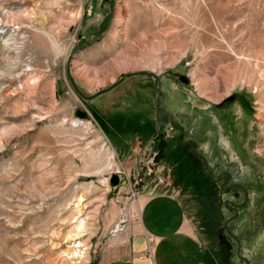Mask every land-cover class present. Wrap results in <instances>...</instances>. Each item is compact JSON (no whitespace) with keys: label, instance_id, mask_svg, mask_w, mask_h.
Returning <instances> with one entry per match:
<instances>
[{"label":"rangeland","instance_id":"obj_1","mask_svg":"<svg viewBox=\"0 0 264 264\" xmlns=\"http://www.w3.org/2000/svg\"><path fill=\"white\" fill-rule=\"evenodd\" d=\"M67 69L85 95L161 74V109L251 203L236 215L239 190L160 127L147 77L88 100ZM168 187L207 264H264V0H0V264H113L141 194Z\"/></svg>","mask_w":264,"mask_h":264},{"label":"crops","instance_id":"obj_2","mask_svg":"<svg viewBox=\"0 0 264 264\" xmlns=\"http://www.w3.org/2000/svg\"><path fill=\"white\" fill-rule=\"evenodd\" d=\"M204 139L207 137L199 142L203 144ZM197 232L189 203L179 189L143 192L139 220L126 238L123 254L113 264H207L206 244ZM148 235L155 239L151 255L147 254Z\"/></svg>","mask_w":264,"mask_h":264},{"label":"flooded vegetation","instance_id":"obj_3","mask_svg":"<svg viewBox=\"0 0 264 264\" xmlns=\"http://www.w3.org/2000/svg\"><path fill=\"white\" fill-rule=\"evenodd\" d=\"M143 76L148 78L149 85L152 87L151 89L155 93L154 97L156 100L154 99V102H155L154 107H155L156 122L160 125V127H162V124L165 121H168L170 124L169 126L171 128H173V130H174V134H173L174 137L179 138V139H183L184 141H182V143L188 142L186 145H182V146H184V147L190 146L192 149V145H191L190 141L191 140L195 141L198 138L205 137L207 132L204 130L197 131L198 127L193 126L194 124L193 125L192 124L185 125V124H182L180 122H175V119H177V117L175 115L171 114L166 109H164V110L161 109L162 108V106H161V90H162V97H163L164 92H165L163 89H161V74L157 75L155 73L149 72V74H143ZM204 106L200 105L198 107L203 108ZM210 106H212V105H210ZM214 108L217 110L216 107H214ZM196 114L197 113H195L194 115L196 116ZM181 115L185 116V118H189L188 113H183ZM161 131H162V129H161ZM199 153L201 154V152H199ZM207 162L209 163L208 160H207ZM204 165H205V163H204ZM220 167H221L220 169H222L220 174H218L216 176L215 172L211 170L213 172V175H211V174H209V175L211 176L212 180H214L216 183L222 181V189L223 190H225V191H230L232 189L239 190V191H234L233 193L242 195L243 199L240 202H234L231 199L227 200L225 202L227 206H229L235 213H237V208H238V210L241 208H246L251 203V193L249 192V189H247L242 182L235 180L233 178L234 174L231 171L232 168L229 165L228 166H220ZM228 174H229V178H228ZM222 178H224V179H222ZM246 190H247V193H246ZM235 204H240L241 206L240 207L235 206ZM238 214H239V212H238ZM241 257H245V256H241ZM242 260L246 263V261L243 258H242Z\"/></svg>","mask_w":264,"mask_h":264},{"label":"water","instance_id":"obj_4","mask_svg":"<svg viewBox=\"0 0 264 264\" xmlns=\"http://www.w3.org/2000/svg\"><path fill=\"white\" fill-rule=\"evenodd\" d=\"M106 26H107V21H106ZM106 26H104V27H106ZM101 30L104 31V28L101 29ZM101 30H100V31H101ZM99 34H100V32H98L97 37H99ZM67 74H68V78H69L70 82H72V84H73L75 90H76V91H77V92H78L83 98L90 100V99H93V98H95L96 96H98V95H100V94H102V93H105V92H107V91L113 89L114 87H116L117 85H119L122 81H124V80H125L127 77H129V76L140 75V74H142V75H143V74H149V72H146V71H135V72L127 73V74H125L120 80H118L116 83H114V84H112L111 86H108V87H106V88H104V89H102V90H100V91H98V92H96L95 94H92V95H85V94H84V93L78 88L77 84L75 83L74 78L72 77V75H70L68 69H67ZM161 97H162V90H161ZM177 140H178V143L181 144V145H186V144L188 143V142H187V143H182V142H180L179 138H177ZM190 143H191V145H192V152H193L194 154L199 155V156L202 157V159L204 160V163H205L204 171H205L206 173H208V174L213 175V172H212V171L209 172V171L207 170V157H206L205 155H203V154H200V153L195 149V141H194V140H191ZM228 178H229V174H228ZM112 183L115 184V185L119 183V177H118L117 175H114V176L112 177ZM246 193H247V190H246ZM235 206H239V207H240L241 205H240V204H235ZM236 215H238V211H237ZM226 227H227V224H226ZM228 231H229V230H228ZM229 232H230V231H229ZM230 234H231V235H232V236L238 241V244H239V247H238V253L240 254L241 242H239V239H238L237 235H235V234L232 233V232H230ZM242 258L246 261L247 264H251V262L249 261L248 258H246V257H242Z\"/></svg>","mask_w":264,"mask_h":264},{"label":"built area","instance_id":"obj_5","mask_svg":"<svg viewBox=\"0 0 264 264\" xmlns=\"http://www.w3.org/2000/svg\"><path fill=\"white\" fill-rule=\"evenodd\" d=\"M170 130H171V127L169 126L168 128H167V135H169L170 134ZM155 156H156V154H154L152 157H151V161H154V159H155ZM150 161V162H151ZM147 239H148V252H147V254H152V248H153V245H154V242H155V239H154V237L153 236H151V235H148L147 236Z\"/></svg>","mask_w":264,"mask_h":264},{"label":"bare ground","instance_id":"obj_6","mask_svg":"<svg viewBox=\"0 0 264 264\" xmlns=\"http://www.w3.org/2000/svg\"><path fill=\"white\" fill-rule=\"evenodd\" d=\"M80 247H82L81 244H79V245L77 246L76 249H78V248H80ZM76 252H77V254L74 253L73 256H74V257H77V258L81 257V254H82L81 250L76 251ZM72 258H73V257H72Z\"/></svg>","mask_w":264,"mask_h":264},{"label":"trees","instance_id":"obj_7","mask_svg":"<svg viewBox=\"0 0 264 264\" xmlns=\"http://www.w3.org/2000/svg\"><path fill=\"white\" fill-rule=\"evenodd\" d=\"M177 145H178V144H177ZM178 146H180V145H178ZM166 147H167V145H164V147L161 148V152H162V154L165 152ZM180 147H181V146H180ZM210 177H211V176H210Z\"/></svg>","mask_w":264,"mask_h":264}]
</instances>
